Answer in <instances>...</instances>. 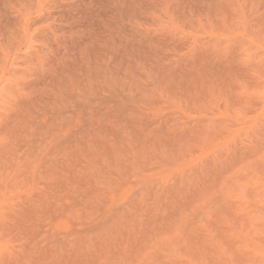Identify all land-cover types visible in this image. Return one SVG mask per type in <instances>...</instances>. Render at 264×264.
<instances>
[{"label": "rangeland", "instance_id": "374dc122", "mask_svg": "<svg viewBox=\"0 0 264 264\" xmlns=\"http://www.w3.org/2000/svg\"><path fill=\"white\" fill-rule=\"evenodd\" d=\"M0 264H264V0H0Z\"/></svg>", "mask_w": 264, "mask_h": 264}]
</instances>
